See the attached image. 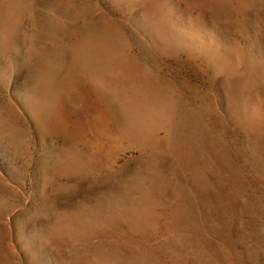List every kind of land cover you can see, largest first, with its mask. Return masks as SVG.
Masks as SVG:
<instances>
[{
	"label": "rangeland",
	"instance_id": "obj_1",
	"mask_svg": "<svg viewBox=\"0 0 264 264\" xmlns=\"http://www.w3.org/2000/svg\"><path fill=\"white\" fill-rule=\"evenodd\" d=\"M0 264H264V0H0Z\"/></svg>",
	"mask_w": 264,
	"mask_h": 264
}]
</instances>
